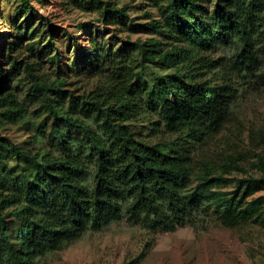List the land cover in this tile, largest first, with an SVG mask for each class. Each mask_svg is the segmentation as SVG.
<instances>
[{"label": "trees", "instance_id": "16d2710c", "mask_svg": "<svg viewBox=\"0 0 264 264\" xmlns=\"http://www.w3.org/2000/svg\"><path fill=\"white\" fill-rule=\"evenodd\" d=\"M43 2L15 0L13 16L1 17L0 264H34L123 219L147 230L208 217L264 229L255 197L264 153L254 154L257 176L229 178L242 159L209 161L197 147L240 95L264 88V0H141L154 14L138 22L119 0H59L65 12L94 15L102 31L79 23L58 40L38 13ZM20 15L36 22L23 30ZM106 30L125 37L111 46ZM83 76L104 80L76 94L68 79ZM11 127L27 133L15 138Z\"/></svg>", "mask_w": 264, "mask_h": 264}, {"label": "rangeland", "instance_id": "374dc122", "mask_svg": "<svg viewBox=\"0 0 264 264\" xmlns=\"http://www.w3.org/2000/svg\"><path fill=\"white\" fill-rule=\"evenodd\" d=\"M125 2L131 9V17L136 22L143 21L142 11L154 14L153 9L139 5L141 0H119ZM59 0H45L37 6L38 13L48 17L56 27V39L68 30L76 34L75 27L79 23L92 22L102 31L95 16L77 10L65 12L61 9ZM15 0L5 4L0 0V42L2 32L7 26L1 22L5 15L13 16ZM136 6H139L137 8ZM18 23L23 30L29 23H35L33 16H18ZM18 32H14L16 34ZM23 37V32H19ZM18 33V34H19ZM90 31L78 33L80 50L87 51ZM110 38L109 44L117 47L118 41L125 34L117 30H106L102 34ZM137 38L133 35L132 39ZM144 38V37H142ZM47 39V38H46ZM62 39V38H61ZM26 43V42H25ZM47 43V42H46ZM45 43V44H46ZM116 45V46H115ZM45 51L53 53L50 43L45 45ZM79 48V47H78ZM62 50L65 46L61 47ZM37 56L41 55V51ZM65 61L72 55L66 51ZM72 57V56H71ZM46 61L45 58L42 59ZM47 67L49 63L45 62ZM98 80L104 78L85 76L68 79V88L76 94L87 91ZM31 107V109H30ZM29 107L33 110V106ZM66 108V107H65ZM233 116L215 135L199 142L200 156L214 161L223 159L225 155H233L238 159L240 171H233L228 177H242L259 174L254 166L255 153H264V88L242 94L235 101ZM51 120H48V124ZM5 131V130H4ZM2 131V133H4ZM6 133L15 138L27 130L9 128ZM199 156V157H200ZM201 157V158H202ZM255 197L264 199V190ZM264 264V229L255 223H247L233 228L221 226L213 217L204 218L177 228L174 231L147 230L140 225L128 223L125 219L111 223L99 231H88L80 238L65 244L57 251L45 252L34 259V264Z\"/></svg>", "mask_w": 264, "mask_h": 264}]
</instances>
